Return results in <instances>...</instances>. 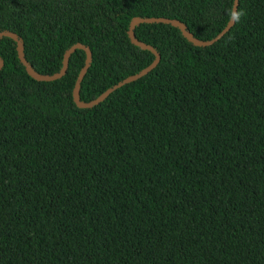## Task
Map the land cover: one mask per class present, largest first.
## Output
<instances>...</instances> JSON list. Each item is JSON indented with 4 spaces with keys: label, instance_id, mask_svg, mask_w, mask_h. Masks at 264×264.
<instances>
[{
    "label": "trees",
    "instance_id": "16d2710c",
    "mask_svg": "<svg viewBox=\"0 0 264 264\" xmlns=\"http://www.w3.org/2000/svg\"><path fill=\"white\" fill-rule=\"evenodd\" d=\"M234 0H0L41 75L80 43L90 102L149 66L133 18L209 41ZM209 47L139 25L157 67L92 109L85 61L37 82L0 39V264H264V0Z\"/></svg>",
    "mask_w": 264,
    "mask_h": 264
},
{
    "label": "water",
    "instance_id": "95a60500",
    "mask_svg": "<svg viewBox=\"0 0 264 264\" xmlns=\"http://www.w3.org/2000/svg\"><path fill=\"white\" fill-rule=\"evenodd\" d=\"M238 4H239V0H234L231 10L237 11ZM234 23H235V20L230 17L226 26L224 27V29L215 38H213L209 41H201V40L194 38L186 30V27L179 21L166 19V18H138V17L133 18L129 24V28H128V32H127V36L129 38V41L132 45L139 48L140 50L150 52L154 56L152 63L149 66H147L146 68L142 69L137 74L129 76V77L125 78L124 80L120 81L119 83H117L116 85L112 86L111 88L107 89L101 95H99L96 99H94L90 102H82L79 99L80 85H81V82H82L88 68L90 67L91 59H92V53H91L89 48H87L86 46H84L80 43H76V44L72 45L69 49H67L65 51V53L63 55L62 66H61L60 71L58 73H55V74L49 76V75L38 74L37 72H35L32 69V67L29 65V63L25 59L24 51H23V43L18 38V36L16 34H14L12 32H8V31H3V32H0V39L8 38V39H11L15 43V45H16L15 49H16L18 60L20 61L22 66L25 68V71L28 74V76H30L33 80H35L37 82H52V81H56V80L61 79L67 72L68 62H69L70 56L78 50L83 51L85 53V61H84V65H83L82 69L80 70L78 77L76 79V82H75V85L73 88V92H72V98H73V102L77 108H79V109H92V108L98 106L100 103H102L110 94H112L116 90L122 88L125 85L136 82L137 80L148 75L159 64L160 55L156 52V50L147 44L139 42L135 38L134 29L136 27H138L139 25H142V24H146V25H151V24L170 25L174 28H177L180 31L182 37L184 39H186L187 42L192 44L194 47H209V46L213 45L215 42H217L218 40H220L226 33H228L230 31V29L233 27ZM2 68H3V61L0 58V70Z\"/></svg>",
    "mask_w": 264,
    "mask_h": 264
},
{
    "label": "clouds",
    "instance_id": "9594fccd",
    "mask_svg": "<svg viewBox=\"0 0 264 264\" xmlns=\"http://www.w3.org/2000/svg\"><path fill=\"white\" fill-rule=\"evenodd\" d=\"M241 15H242V13H240L238 11H235V10L230 11V17L236 21H239Z\"/></svg>",
    "mask_w": 264,
    "mask_h": 264
}]
</instances>
